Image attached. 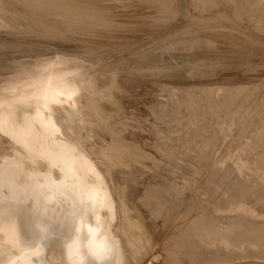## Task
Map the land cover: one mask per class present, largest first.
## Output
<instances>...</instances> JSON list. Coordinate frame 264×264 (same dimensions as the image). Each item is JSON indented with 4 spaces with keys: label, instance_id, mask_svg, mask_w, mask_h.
<instances>
[{
    "label": "rangeland",
    "instance_id": "rangeland-1",
    "mask_svg": "<svg viewBox=\"0 0 264 264\" xmlns=\"http://www.w3.org/2000/svg\"><path fill=\"white\" fill-rule=\"evenodd\" d=\"M6 1H8V0H5V1L0 0V13H1L0 14V19H1V24H0V29H1V31H0V83L4 79H9V78H12V76H15L14 74H16L17 72H20L22 67H24L25 65L35 63L38 60L53 58V56L55 57L57 54L68 57V58H76V59H79L80 61L83 60L84 63L89 68L88 73L90 76H92L93 78L103 77L105 79L104 82H102V83L100 82L101 84L99 85V88L97 89V95L96 96L99 99V101L97 102V110H99V113L102 114V116L106 119V121L105 122L101 121L99 119V117L96 114H94V116L91 118L92 122L94 123V127H91V126L85 127L84 129L86 130L85 131L86 133L83 130V134H85V136H86L87 144L90 147H92V149L94 151V157H96V159H98L100 161V168H101V170H103V172L107 176L109 184L111 186H113V188L115 189L114 190L116 193L115 196L117 198V202H119L120 210H122L123 207H127V211H129V215L131 217V222H132L131 225H134V227L136 228V232H137L136 236L139 237V233H140V236H141V234H143L142 237L146 239L145 243L150 246V247L146 248V251L142 255L139 264H145V262L152 259L153 256L162 255L161 252H164V246H165L164 243L166 241V240L163 241L162 237L164 235V239H167L168 236L166 234V231L163 230L161 226L158 228L153 226L154 228L151 227L152 230L154 232L156 231L157 233L159 232L160 235L159 234L157 235V233H156L157 236H155L154 238L157 237L156 238L157 240L153 238L154 240H156L155 241L156 245L152 244V243H154V240L151 237H153L154 235L152 234V236H150L151 233L144 230V228H146V221L144 220V217H143V212H144L143 210H144V207L146 206L144 204H147V205L151 204L148 207L150 209L156 210L155 208L157 207V204H158V201H157L158 197L156 198V196H152L151 195L152 193H150V192H146V194H149V195H146L145 191H140V193H137L132 188H135V187L139 188L140 183L146 185L147 182L149 181L148 176L152 178L151 182L156 181V180H157V182L161 181L162 177H165V178L169 179V181H171V178L166 176L165 172H167L169 174L171 173V174H173L175 176H179V177H186L189 180H191V181L193 180V182L196 183L195 189L186 190L181 185L179 186V190L181 192L187 191L189 194V196L184 201V203H182V207L187 209V206L186 205L184 206L185 202H186V204L187 203L189 204V202H191L192 204L190 203L189 206L193 205V203L195 202L194 203L195 208H197V206L199 207L200 205L201 206L203 205L204 209L206 208V210L201 209V211L203 212L202 213L200 211L201 214H199V212H196V210H194V209H190L191 206L188 207L187 211H190V210L194 211V213L196 212V214L201 215V217H202V215H204V217H202V218L199 216L198 217L199 219H197V216L195 217V220L197 219L195 221L196 224L204 225L205 223H208L209 221L211 224L213 222H214V224L216 222L218 223V226H219L218 229L220 230L219 231L220 233L215 234V232L211 230L213 234L211 236H209L210 232L209 233L206 232L208 234V237L213 238V239L211 238V240L214 241V240H217L219 237H222V240H220V238H219L220 243L223 241V243L226 244V246L228 245L229 248L231 247L230 245L234 246V247H231L228 251L226 250V252H229L232 248H234V249H232L233 251L242 250L243 252L240 254L244 255L243 254V253H245L244 250L248 251L247 248H250V250H253V249H255V250L251 251L252 253L248 251L245 254L249 253L248 255H251L254 253V255H257V256L254 257V255H251V257H247L248 255H246V258H245V255H244L243 256L244 258H243L239 254V251H237L238 254H236V251L235 252L230 251L231 254H229L230 252L226 253L225 251H222V249L220 250L221 252L219 251V254L223 255V253H225V255H228L229 257L233 256L232 258L236 259L235 261L237 264H264V258L262 257V255L264 254L263 253L264 248L261 250V252L259 251L260 253H262V254H260V256H261V258H260L259 252H258V246H257L258 240L256 239V238H258V236H256L254 234L255 232H253V230L257 229L259 225H261V226L264 225V212H262V211H264V205H263L264 204V189H263L264 188V180L259 179V177L257 176L258 171L257 170L254 171V169H252L254 175H256L255 176L256 178H253L249 182L248 185L246 184L247 187H246V185H242V184H240L241 185V187H240L238 184L233 182L235 180V177H233V175L236 176L235 174L227 172L228 170H225V171L221 170L219 167H217L218 166L216 164L217 162L215 163V161L223 160L225 158L223 160V165L226 166L228 163V160H227L228 159V157H227L228 152L240 151L241 154L247 155L249 150L250 151L252 150V152L255 153V156L257 158L264 161V157H262L264 155V150L261 151V153H263V154H259L260 152L258 153V151L254 147V146H256L255 143H263V141H264L262 139V135L260 132L261 131L260 128L264 129V127H263L264 126V122H263L264 121V107H263L264 106V104H263L264 103V93H263L264 92V68H263L264 67V32H263L264 28H262V27H264V25H263L264 24V16H263L264 15V13H263L264 12V6H263L264 1L263 0H258V1L257 0H237V1L235 0L237 2L236 3L233 0H226V1L220 0L221 2L216 0V2H217L216 3L215 0L214 1L210 0L211 2L209 3V0H201V1L200 0H104V1L103 0H67V1L66 0H55V1L52 0V2H54V4L59 2V4L57 3V5H60V6L62 5L61 6L62 8L59 9V11H56L55 15L52 14V12H54V11H51V14H50V12H45L46 16L48 15V18L52 21H49L46 16L44 17V13L42 15H40L41 13L40 14L33 13L34 15H37L39 17H36L33 14H31L30 12L33 10V8H28V7L32 6L31 0H30V5H29V3L27 4V2H29L27 0H21V3H19L18 0L17 1L16 0H9L8 1L9 3H7L8 5L5 3ZM61 1L63 2V4L69 3V2L70 3H78L80 1H82V4L84 3L82 7L92 9L94 13H90V12L84 13V11L81 12V11L75 10V11H72L75 13V15L73 13L72 17L81 19L80 21L78 19V21H79L78 25L82 22L80 26H82V25L86 26L87 23H89V24L91 23V26H92V24L94 23L93 24L94 27H96V29L99 27L100 29L105 30V34L104 33L100 34L99 30H94L91 32L92 34L94 32V34H96V35H94V34L92 35L90 32L83 31L85 33L91 34L92 36L91 35L88 36V38H91V39H87L84 42L79 41V40L76 41V40H73L71 38H68L69 40L66 39L65 36H67L70 33V32L68 33V31H71V32H79V31L78 30L74 31L71 29L67 31L64 28L65 26L58 24V23H60L59 22L60 19L62 20L63 18L65 19V17H71L72 12H69V11L74 10V9L69 10L66 8L64 9L63 4H61L62 3ZM231 1H232V3H231ZM24 2H26V3H24ZM200 2L201 3L203 2V3L201 4ZM17 3H19V4H17ZM9 4H11L12 6ZM21 4H23V5H21ZM26 4L29 6H26ZM215 4H216V6H215ZM165 5L167 8L169 7L170 9L165 8ZM202 6H203V8L201 9ZM240 6H242V7H240ZM237 7H239V8H237ZM156 8H158V10ZM62 10H63V12L61 13ZM249 10H250V12H249ZM155 12H156V14H155ZM159 12H161L160 15H159ZM56 13H59L61 16H64V17H61ZM63 13L66 15H64ZM79 13H81V14H79ZM237 13H239V14H237ZM22 14H24V15H22ZM26 14L27 15L30 14L29 16H27L30 19L25 17ZM31 15L33 16V18ZM52 15L54 17H56V19H54L52 17ZM92 15H94V16H92ZM50 16H51V18H50ZM81 16H83V18H85L84 19L85 22H83V20H82L83 18ZM155 16H157V17H155ZM35 17L37 19H34ZM40 17L42 18V21L43 20L45 21V23H47V22L48 23L49 22L55 23L56 24V25L54 24L55 27L59 26V27H57V28H59V32H58L57 28H56L57 30L54 28L56 30V32H58L56 34V37L54 35L55 31H53L54 29H52V28L51 29L50 28H44L45 30H49V32H50V33L48 31L45 32V34L49 33L50 37H48V34L46 36L45 34H43L39 31V30H42V28L39 30H38V28H35V30H34L33 27L31 28V26H29L31 23L33 24V20H34V22H37V20L41 21ZM167 17H169V18H167ZM25 18H27L28 20ZM261 18H263V19H261ZM87 19H89V20H87ZM92 19L94 20V22L90 21ZM23 20H24V23L22 22ZM30 20H32V22ZM53 21H55V22H53ZM25 22H27L28 24ZM95 22H97V23H95ZM89 24H87V25H89ZM96 24L99 26H97ZM102 24H106V25L102 26ZM187 24H189V25H187ZM11 25H14V26H11ZM91 26L89 25L88 27H91ZM106 26H107V28H106L107 30L105 29ZM108 26H111V28ZM125 26H127L128 28L127 27L125 28ZM7 28H9V30ZM109 28L110 29L113 28V29L110 31ZM26 29H28V31H30V33ZM260 29H262L261 32H263V34L260 32ZM5 30H7V31H5ZM51 30L53 31V33ZM14 31H16V34ZM60 31L61 32L65 31V34H66V32L68 34H66L64 36V38L63 37L60 38L61 36H63L62 33H60ZM106 31H108V32H106ZM10 32H12V33H10ZM96 32H98V34ZM257 32H260V33H257ZM18 33H20V34L23 33V35H19V37H18ZM39 33L45 35L46 36L45 39L48 38L50 40H42V37H44V36L40 35ZM51 33L54 36H52ZM10 34H11V36H10ZM12 34L14 37L12 36ZM38 34L40 36H38ZM36 35H37V37H36ZM57 35H58V37L60 36L59 37L60 39H65L66 42H62L64 40H59ZM53 37L58 38V39L53 41L54 40V39H52ZM37 38H39L40 40H38ZM39 41H41V43ZM46 41H49V43L48 42L43 43ZM57 51H58V53H56ZM27 67L29 68V66H27ZM226 80H228V81H226ZM229 80H231V81H229ZM147 81L150 82L151 85ZM153 81L156 83H154L152 85ZM211 81H212V83H211ZM158 83H160V85L163 84L164 86L163 85L160 86ZM202 83H204V84H202ZM205 83H206V85H205ZM236 83L238 86L236 85ZM107 84H109V85H107ZM193 84L195 86H192ZM165 85L167 87H165ZM226 85H228V86H226ZM241 85L244 86L245 88H243ZM148 86H150V87H148ZM197 86L199 87L200 90L197 88ZM208 87H211L212 90H210V88H208ZM231 87H234V88H232V92L230 89ZM180 88H182V89H180ZM186 88H188V89H186ZM238 88H239V90H238L239 92L236 91V89H238ZM251 88L252 89L254 88L253 90L255 92H253V90ZM148 89H150V90H148ZM225 90L227 91V93L229 95L226 93ZM153 91L156 93V95L153 94L154 93ZM179 91H180V93H179ZM181 91H182V93H181ZM207 91H209V92H207ZM145 92H147L148 94H146ZM149 92H150L151 96H150ZM161 92H162V94H161ZM210 92H212L214 94H211ZM244 92H245V94H244ZM141 93L147 95V96H144L146 101L144 100L143 94L141 95ZM187 93H189V94H187ZM198 93H200V96ZM230 93H232V95H230ZM168 94H169V96H171L172 102L169 101L170 97L166 96ZM139 95H141V96L139 97ZM148 95L151 97L150 99H149ZM221 96H223V97H221ZM238 96L241 97V99ZM152 97H153V99H152ZM155 97H156V99L158 98L159 100H163L165 102V104H166L165 108L166 109L165 108L164 109L159 108L160 105H162L161 107L163 108L164 103H162V101H161L162 104H159L160 102L158 99H157L158 102H156V103L159 104L158 105L159 107L157 106L156 103H155L156 105L153 103V101L155 102V100H154ZM199 97H200V99H199ZM236 97H238V98H236ZM244 97L245 98L249 97V98L244 99ZM146 98H148V99H146ZM194 98H195V100H194ZM211 98H213V99H211ZM226 98H228V99H226ZM230 98H231V100H230ZM233 98H234V100H232ZM141 99H143V101H145V102H143ZM196 100L198 103L195 102ZM201 100L203 102H201ZM204 100H206V101H204ZM212 100H213V102H212ZM148 101L149 102L151 101L153 103V105L150 104L151 102L149 103ZM167 101L170 102L171 104H173V106L169 103H166ZM182 101L184 103H181ZM189 101L191 104H188ZM222 101H223V103H222ZM139 102L144 103L145 106ZM146 102H148L150 105H152L154 110L152 109V107L149 108L148 106H150V105ZM173 102L174 103L178 102V104H180V103L181 104L180 105L177 104L178 105L177 106ZM192 102L195 104V106H193ZM224 102H226V103H224ZM227 102H229L230 105ZM127 103L132 104V106L127 104ZM220 103L223 104L224 108L226 107L227 109L228 108H231V109H228V110L226 108L224 109ZM253 103L255 105H253ZM133 104H134V106H133ZM137 104H139V106H136ZM209 104L212 106L214 105V107L208 106ZM240 104H241V106H240ZM140 105L142 106V108ZM146 105H147L148 110L152 109L151 111H155V112L157 111L156 116L157 115L163 116L162 119L160 118L161 120L160 119L158 120V121H160L159 126H161V125H163V126L158 127L157 125H154V123L156 124V122H157V124H159V122L154 121V120H157L155 117V112L149 113L151 111L146 110L147 109ZM205 105L207 106V108H210V110H211V113H209V115L207 114V112H210V110L207 111V108ZM143 106L146 108L145 110H144ZM174 106H176L175 107L176 110H174ZM203 106H205L206 109H204ZM137 107L141 110L137 109V111H136ZM196 107H198V108H196ZM232 107L233 108L236 107V108L233 109ZM238 107L241 109H238ZM220 108H222L223 110ZM142 109L144 111H142ZM218 109H219V112H218ZM262 109H263V112L261 111ZM173 110L176 111V113L177 112L178 113L177 114L172 113ZM191 110H192V112L190 113ZM212 110L216 111L217 114H216V112H214ZM257 110H258V112H257ZM146 111L149 114L148 113H145V114L152 115V117L155 118L154 120H153V118H150V120L148 118V120H149L148 123H149V125H151V127L149 125H147L148 123L145 124L144 122H143V124L145 126L141 125L142 124L141 122H140L141 123L140 125H137L138 124L137 118L134 117V116H136L137 113L141 115L142 113H144ZM221 111H223L224 113ZM134 112H136V114ZM203 112H205V113H203ZM228 112H230V113H228ZM188 113H189V115H188ZM218 113H219V115H218ZM234 113L236 116L234 115ZM252 113H253V115H252ZM159 114H161V115H159ZM175 114H176V116H175ZM191 114L195 117V119ZM213 115L214 116L216 115V116L214 117ZM230 115H232V116H230ZM237 115H239V116H237ZM220 117L223 119H226V121L230 120V118L235 117V118H233L235 120V123H234L235 128L232 132H227L226 137H224L222 132L218 128H216L217 123H218L217 121H221V120H219V119H221ZM141 120H143V118ZM165 120L168 121L169 124H171L172 126L171 125L169 126L167 124L168 122H166ZM161 121H163L162 124H161ZM176 122L179 126L176 124ZM251 122L254 125H252ZM260 122H261V124H260ZM237 123H238V125H237ZM241 124H242V126H241ZM166 125H168V127L172 128V129H170L168 131L169 128ZM146 126H148V127H146ZM152 126H154V128H152ZM157 127H158V130H157ZM213 127L215 128V130ZM164 128L167 130H165ZM150 129H152V130H150ZM153 129H156V130H153ZM109 130L115 132V134L117 135L116 140H118V142H120L122 145L128 146V151L130 152L129 157L136 156L137 152L141 155L142 161L144 162L143 166L142 165L129 166L128 165L129 163L126 164L127 161L122 158L121 162L124 163L123 165H125L124 167L127 169V173L122 174L120 176V178L115 176L116 172H117L116 171L117 168L109 162L108 156L104 155V153H102L105 150L102 148L96 150L94 148V147H97V145L102 144V142H103L102 135L103 134L107 135L110 132ZM149 130H150V132H149ZM212 130H213V132H212ZM151 131L155 132V136L151 135ZM138 132L144 134V136H145L144 137L145 140L143 139L142 141L143 142L146 141L145 143H147V144L144 143L145 146L143 145V147L140 145L141 142L140 141L138 142V140H137L138 138H137L136 134ZM247 132H249V133L251 132L252 134L251 133L249 134ZM253 132H254V134H253ZM255 132H257L258 134ZM262 133L264 134V130H262ZM156 134H157V136H156ZM234 134L236 137L234 136ZM127 135H129L131 139L130 138L128 139ZM160 135H161V137H160ZM166 135H168V136H166ZM239 135L241 137L240 139H239ZM252 135H255L257 138H254L251 141L250 138ZM135 136L137 139L135 138ZM158 136L161 139V140L159 139V142H158V138H159ZM169 136L170 137L172 136L174 138H172V137L170 138ZM202 136H203V138H205V137L206 138L203 139ZM210 136H212V137H210ZM252 137H254V136H252ZM132 138L133 139L135 138V139L133 140ZM258 138L259 139L261 138L263 141L261 139L259 140ZM206 139L209 142L208 141L205 142ZM218 139H219V141H218ZM257 139L259 140V142ZM163 140L165 143L163 142ZM253 140H255L254 141L255 143L253 142ZM166 141L169 144V146L171 145L170 147L163 145V144H166ZM160 142L161 143L163 142V143L161 144ZM185 142L191 146L187 145ZM193 143L196 145V147H195V145L193 146ZM202 143H204V144H202ZM209 143H210V145H209ZM152 144L154 147L152 146ZM155 144L157 146H155ZM199 144H202L203 147L200 146ZM175 145H177V147ZM207 146H208V148H204ZM145 147H147L149 149H147ZM152 147L154 150L152 149ZM171 147L173 149H171ZM214 147L216 150L213 149V151H212V148H214ZM168 148H170V149H168ZM196 148H198V150L202 148L203 150L201 149L202 152H201V150L197 151ZM218 148H220V149H218ZM157 149H160V151H156ZM191 149H192L193 153L195 152L193 156L198 155L197 158L194 157L196 159V160H194L195 164L191 163L193 160L190 157L191 154H193L190 151ZM194 149H195V151H193ZM142 150H145L146 153H143ZM174 150L175 151L177 150V153ZM154 151H156L157 154L160 152V154L157 155L156 152L154 153ZM165 151H169V152L166 153ZM204 151H206L205 154H204ZM208 151L210 153L209 154L210 156L207 155ZM171 152L174 154H172ZM224 152H225V154H224ZM161 153L164 156H161ZM166 155L173 156V157L176 156L175 157L176 159H178L180 157V159H182V160L178 159V160H176V162L178 164L182 163L183 166L186 165L187 168L182 169L178 166H175L173 164L174 161H169V160H172L173 157H169V156L167 157ZM159 156H161V157H159ZM165 156H166V158H165ZM186 156H187V159H185ZM200 156H201V158H200ZM163 157L165 159H168V160H165ZM183 157H184V159H183ZM202 157H205V158L202 159ZM211 157L213 160H211ZM200 159L202 161L206 160V161H204L205 163L204 164L200 163ZM210 161H212V162H210ZM213 162L216 165H214ZM250 163L246 162L247 165L252 167L253 163L252 162H250ZM209 164L211 165V167H209ZM203 165H205L204 166L205 168H201V166H203ZM206 165H207V167H206ZM188 167H189V169H191V171L188 169ZM206 169H207V171H205ZM214 169H215V171H214ZM192 170L193 171L197 170V171H195V173H194ZM217 170H219V171L221 170L220 173ZM209 171L212 173H210ZM160 173H162V174H160ZM202 174H204V176ZM205 174L206 175L209 174V175L206 176ZM197 175H199L201 178ZM205 176H206V178H205ZM207 177H209V179ZM223 177H224V179H223ZM204 178H205V180H204ZM121 179L123 180V182L120 181ZM206 179H208L210 181L212 180L211 183H210V181H208ZM230 179H233V180H230ZM213 180H214V183L216 182L217 184L216 183L213 184L212 183ZM203 181H205V182L208 181L207 185H205L206 183H204ZM230 181H231V183H230ZM256 181L259 184H257ZM232 182L235 185L232 184ZM208 183H210L211 186ZM219 183H220V186H217V185H219ZM223 184L227 187H229V184H230V188H225V186ZM255 184H257V185H255ZM237 185H238V187H237ZM258 185H259V187H258ZM133 186H135V187H133ZM234 186H235V188H234ZM261 186H263V187H261ZM232 187L236 190H234ZM129 188L132 190H130ZM231 188L234 190V192L237 191L239 193V198L241 197V199H243V200L250 199L249 201H251V198H252L253 204L255 203L254 205L256 206V208L251 209V210L257 216V218H256L257 223L255 221L253 222L252 220H250V218H247V221H246V219L244 220V218H246V217L240 215L241 212H243L244 214H247V211H249V210L246 207L250 208L249 205L246 206V204H244L242 206H245V208L241 207V208H243L242 210L237 209V210L232 211V212H226L227 211L226 210L225 211L226 213H225L224 212L225 209H223L222 207H225L227 205L226 203H227L228 199L225 201V203L223 202V199H222L219 201L220 202L219 203L220 208L216 207L219 204L218 203L215 204V202H213L212 196H214V198H215V196L217 197V192H218V196H220L221 194L223 195L224 191H226L227 189L230 190ZM244 188H248L249 191L251 190L250 191L251 193L248 192V190L244 189ZM254 188H255V190H254ZM215 189L218 191L216 192ZM238 189H240V190L238 191ZM140 190H142V189L140 188ZM207 190L210 193V195L207 192ZM228 190H227V192H228ZM244 191H245V193L247 191L248 194H245ZM261 191H263V192H261ZM215 192H216V194H215ZM220 192H222V193H220ZM129 193H130V195H129ZM243 193L245 195H247L248 198ZM240 194H242V195H240ZM259 194H261V195H259ZM131 195H133V199L130 200ZM145 195L148 197L151 196L152 200L154 199V201H153L154 204L151 202L152 201L151 197H150V200L147 197L146 200L141 201L139 196L142 197V199L143 198L145 199L146 198ZM134 197H136V198H134ZM197 200H199V201H197ZM147 201L150 203H148ZM156 201H157V203H156ZM209 201H211V202H209ZM254 201H257V203L259 202V204H262V206L259 204H256V202H254ZM138 202L143 203V205L142 204L138 205L139 204ZM202 203H204L205 205ZM196 204H198V205H196ZM152 205H154V207ZM208 207L210 209L209 212L213 211L212 213L215 215L219 213L216 216L214 215V217H217V220H216V218L213 217L212 213L208 212V210H207ZM67 210H68L67 207H65L62 214L67 215ZM257 210H258V212H257ZM197 211H199V210H197ZM259 211H261V212H259ZM24 212H26L25 207H23V210H22V213H24ZM206 213H208V215ZM237 213H239V215ZM220 214H221V216H220ZM225 215L228 217H226ZM205 216H206V218H205ZM232 216H234V217L232 218ZM240 216H242V217H240ZM122 218H123L122 224L126 223L124 217H122ZM203 218H205V219L203 220ZM210 218H213V221ZM218 218L219 219L221 218L222 223L220 221H218L219 220ZM227 218H228V221H226ZM163 219H165L164 216L162 217V222H163ZM231 219H233V220H231ZM248 219L251 222H253L254 224L250 223V221ZM224 220L227 223L226 222L224 223ZM159 221H161V220H157L155 223H159ZM202 221L204 222V224L202 223ZM228 222H231V226H230V223L228 224ZM244 222H246L247 224ZM248 222H249V224H248ZM210 223H208V224H210ZM232 223L236 224V226L233 225ZM238 223H239V228H236V227H238ZM260 223H262L263 225ZM250 224H252V225H250ZM232 225H233V228H232ZM220 226L224 227L223 228L224 230H222V228ZM171 227H169L168 229H170ZM214 228L216 229L217 227L214 226ZM230 228H232L234 230V234L236 236L233 235L232 233H230L231 232V231H229ZM142 230H144V231H142ZM225 230H228L229 232L228 231L226 232ZM235 230H236V232H235ZM239 231H240V233H238ZM221 232L224 234H222ZM66 233H67V230L65 232L63 227L56 231V234L52 238H50V240L48 241L49 244L47 243L48 245H46V249L42 253V256H41L42 260L43 259L46 260L49 264H61L59 262H52L50 260L49 249H50V245H51V247L58 245V243H60V241L62 239L63 234H66ZM161 233H163V234H161ZM206 233H205V236H207ZM244 233H245V235H244ZM249 233H250V235H249ZM230 234H232L233 236ZM165 235L167 236V238ZM248 235L250 238L248 237ZM253 235L256 236V238ZM196 237H194V238H196ZM223 237H225V238H223ZM228 237L230 238V240ZM231 237H233V238H231ZM239 237H242V238H239ZM198 238H196V240H198ZM227 238L229 241H231L232 239H234L235 241L232 240V243L230 244V242L228 240H224ZM158 239H159V241H158ZM236 239L238 240V242H239L238 244H240V247H239V245H237ZM209 240L210 239H208V241ZM211 240L209 241L210 245L212 244L211 242H213ZM240 240H241V242L243 241L244 244H243V242L241 243ZM245 241H246V243H245ZM215 242L216 241H214L213 245L215 244V247H216L219 244L218 243L219 241L216 243ZM228 242H229V244H228ZM207 243H205L204 246L207 245ZM241 244H243V245H241ZM245 244H247V248H245L246 247ZM249 244H251L252 247L254 246L253 249H252V247L249 246ZM235 245H236L237 249L235 248ZM255 245H256V247H255ZM160 246H161V248H160ZM212 246H210V247H212ZM241 246H243V247L241 248ZM217 248L218 247H216V249ZM168 249H169V247H168ZM213 249H215V248L213 247ZM255 251H256V253H255ZM215 252H217V251H215ZM233 253H234V255H232ZM239 255H240V257H239ZM237 257L239 259H237Z\"/></svg>",
    "mask_w": 264,
    "mask_h": 264
},
{
    "label": "bare ground",
    "instance_id": "bare-ground-1",
    "mask_svg": "<svg viewBox=\"0 0 264 264\" xmlns=\"http://www.w3.org/2000/svg\"><path fill=\"white\" fill-rule=\"evenodd\" d=\"M8 1H6L5 3L6 4L9 3ZM27 1H29V2H27V4L29 3V5H30V0H27ZM31 1H32L31 2L32 6L28 7V8H33V10L30 13L31 14H33V13L40 14L41 13L40 15H42L44 13V17L46 16L45 12H50V14H51V11H54V12H52V14L55 15V12L59 11V9L62 8L61 7L62 5L61 6L57 5V3L59 4V2L54 4V2H52V0H31ZM211 1H214V0H211ZM211 1L209 0V3ZM218 1L221 2L220 0H218ZM233 1H235V0H233ZM18 2L21 3V0H18ZM215 2H216V0H215ZM19 3H17V4H19ZM24 3H26V2H24ZM69 3H65V4H63V2L61 3V4H63V8L64 9L65 8L69 9V10L70 9H74V10H70V11L68 10L69 12L77 10V11H81V12L84 11V13L85 12L94 13L92 9L82 7L83 4H84V3L82 4V1H80L78 3H70V4ZM231 3H232V1H231ZM27 4H26V6H29ZM9 5H11V4H9ZM21 5H23V4H21ZM203 6L201 7V9L203 8ZM215 6H216V4H215ZM240 7H242V6H240ZM165 8H167L166 5H165ZM237 8H239V7H237ZM156 9L158 10V8H156ZM62 12H63V10L61 11V13ZM249 12H250V10H249ZM73 13L74 12H72L71 17H65V19L63 18L62 20L60 19V21H59L60 23H58V22L57 23L59 25L61 24V25L65 26L64 28L67 31L71 29V30H74V31L78 30L79 32L68 31V33L69 32L70 33L68 34L66 32V34H68V35L65 36L66 35L65 31H63V32L60 31V33H62V35H63L61 37L59 36L60 38H62V37L64 38V36H65L66 39L71 38V39L76 40V41L79 40V41H83L84 42L87 39H91V38H88V36L91 35L92 34L91 32L94 31V30H99L100 34L101 33L105 34V30H102L99 27L96 29V27H94V25H93L94 23L92 24L93 27L91 26V23L90 24L87 23L91 27H88L89 25H87V24H86V26H83V25L80 26L82 22L78 25V23H79V21L81 19L72 17ZM56 14L61 16L59 13H56ZM79 14H81V13H79ZM155 14H156V12H155ZM160 14H161V12H159V15ZM237 14H239V13H237ZM22 15H24V14H22ZM29 15L26 14L25 17H27ZM64 15H66V14H64ZM74 15H75V13H74ZM34 16L39 17L37 15H34ZM83 16H81V17L83 18ZM92 16H94V15H92ZM36 17L34 19H37ZM46 17L48 18V15ZM52 17L54 19H56V17H54L53 15H52ZM61 17H64V16H61ZM155 17H157V16H155ZM27 18L30 19L29 17H27ZM27 18H25V19H27ZM32 18H33V16H32ZM50 18H51V16H50ZM167 18H169V17H167ZM78 19H79V21H78ZM84 19L85 18L82 19L83 22H85ZM93 19L90 20V21L94 22ZM261 19H263V18H261ZM48 20L52 21L49 18H48ZM87 20H89V19H87ZM30 21L32 22V20H30ZM43 21H42V18H41V21L37 20V22H34V20H33V24L31 23L29 26H31V28L33 27L34 30H35V28H38V30L42 28V30H39V31L41 33H43V34H45V32H47V31L49 32V30H45L44 28H50V29L51 28L52 29L55 28L56 29L57 27H59V26L55 27L54 26L55 23H50V22L49 23L48 22L45 23V21L44 22ZM22 22L24 23V20ZM53 22H55V21H53ZM25 23H27V22H25ZM95 23H97V22H95ZM0 24H1V19H0ZM103 25H106V24H102V26ZM187 25H189V24H187ZM11 26H14V25H11ZM97 26H99V25H97ZM108 27L111 28V26H108ZM126 27L127 26H125V28ZM106 28H107V26L105 27V29ZM262 28H264V27H262ZM7 29L9 30V28H7ZM55 29L53 31H55L54 35L56 37V34L59 32V28H57L58 32H56L57 29L56 30ZM112 29H110V31ZM26 30L28 31V29H26ZM261 30L262 29H260V32H261ZM0 31H1V29H0ZM5 31H7V30H5ZM53 31H52V33H53ZM83 31L90 32L91 34L85 33ZM14 32L16 34V31H14ZM28 32L30 33V31H28ZM98 32H96V33L98 34ZM106 32H108V31H106ZM260 32H257V33H260ZM263 32H261V33L263 34ZM10 33H12V32H10ZM49 33H46L45 35L47 36V34H48V37H50ZM39 34H38V36L43 35V34H40V35ZM93 34H94V32H93ZM19 35H23V33L22 34L18 33V37H19ZM45 35H43L44 37H42V40H50L48 38L45 39V37H46ZM54 35L52 34V36H54ZM94 35H96V34H94ZM10 36H11V34H10ZM12 36H13V34H12ZM36 37H37V35H36ZM57 37H58V35H57ZM58 38H54L53 37L52 39H54L53 41H55ZM60 38H59V40H64L62 42H66L65 39H60ZM37 39L40 40L39 38H37ZM39 42L41 43V41H39ZM47 42L49 43V41H46V42H43V43H47ZM56 53H58V51ZM27 66H29V68ZM88 70H89V68L84 63L83 60L80 61L79 59H76V58H68V57H65V56L57 54L55 57L53 56V58L44 59V60H38L35 63L29 64V65H25L24 67H22L20 72H17L16 74H14L15 76H12V78H9V79H4L0 83V125H2V127H0V264H8V259H9L10 256L19 255V253L15 249L9 247L5 243V241H7L8 238H9V235H8L9 229H11L12 232L17 236L18 243H19L21 248H24V249H37L38 248L40 250V253H41L42 246L40 244H36V243L32 244V243L26 242L23 239V237H22V233L24 231L29 233L34 227L37 230L44 232L46 230V224L41 219H39V217H38L39 216L38 214H39L40 210H42L49 217V219L56 220L59 217V215L61 214V212L64 210L65 207H67L68 211L70 212L69 213V217L67 218V221H66V223L68 224V232L66 234H63L62 239H61L60 243H58V245H55V246H52V247L50 245L49 257H50V260L52 262H59L61 264H71L70 260L68 259L67 245L69 243H72L75 240H78L79 243H80L81 253H82L83 257H84V264H101V262L97 261L92 255H90V253L88 251V244H89L90 240H95L98 244L105 245L106 247H108L111 250V254H110L109 258L106 259L105 261H103V264H139L142 255L146 251V248L150 247L149 245H147L145 243L146 239L142 237L143 234H141V236H140V233H139V237L136 236L137 235L136 234L137 233L136 232V228L134 227V225H131L132 224L131 217L129 215V211H127V207H123L122 210H120L119 202H117V198L115 196V194H116L115 191H114L115 189L113 188V186H111L109 184L107 176L105 175L103 170H101V168H100V161L98 159H96V157H94V151H93L92 147H90L87 144L86 136H85V134H83V130H84V132L86 131L84 129L85 127H87V126L94 127V123L91 120V118L94 116V114H96L101 121H103V122L106 121V119L102 116V114L99 113V110H97V102L99 101V99L96 96L97 95V89L99 88V85L102 82H104L105 79L103 77L93 78L92 76L89 75ZM226 81H228V80H226ZM229 81H231V80H229ZM148 83H150V82H148ZM154 83H156V82L153 81L152 85ZM211 83H212V81H211ZM158 84L160 85V83H158ZM202 84H204V83H202ZM107 85H109V84H107ZM150 85H151V83H150ZM161 85H163V84H161ZM205 85H206V83H205ZM236 85H237V83H236ZM192 86H195V85L193 84ZM226 86H228V85H226ZM148 87H150V86H148ZM165 87H167V86L165 85ZM211 87H208V88H210V90H212ZM242 87L245 88L244 86H242ZM197 88L199 89L198 86H197ZM232 88H234V87L230 88L231 92H232ZM180 89H182V88H180ZM186 89H188V88H186ZM148 90H150V89H148ZM238 90H239V88L236 89V91H238ZM150 92H149V94H150ZM207 92H209V91H207ZM253 92H255V91L253 90ZM41 93H47L49 95V103H48V105H44L42 100L37 99V97H39L41 95ZM145 93L148 94L147 92H145ZM179 93H180V91H179ZM181 93H182V91H181ZM210 93L214 94L212 92H210ZM226 93H227V91H226ZM53 94H55V95H53ZM142 94L143 93H141V95ZM146 94H143V97L147 96ZM153 94L156 95L155 92ZM161 94H162V92H161ZM169 94L166 95V96H169ZM187 94H189V93H187ZM198 94L200 96V93H198ZM244 94H245V92H244ZM141 95H139V97ZM230 95H232V93H230ZM150 96H151V94H150ZM150 96L148 95L149 99L151 98ZM169 97H170L169 101L172 102L171 96H169ZM221 97H223V96H221ZM238 97H236V98H238ZM245 97H244V99H247L250 96L247 97V98H245ZM231 98H230V100H231ZM239 98L241 99V97H239ZM146 99H148V98H146ZM152 99H153V97H152ZM157 99L155 97V99H154L155 102L153 101L154 104L156 102H158L159 99L158 100ZM199 99H200V97H199ZM211 99H213V98H211ZM226 99H228V98H226ZM52 100H58L59 103H52L51 102ZM141 100L143 101V99H141ZM144 100H145V97H144ZM194 100H195V98H194ZM232 100H234V98ZM145 101H143V102H145ZM161 101H162V103H164L163 104L164 105L163 108L161 107L162 105H160V107L158 106L159 104H162ZM183 101L181 103H184ZM204 101H206V100H204ZM148 102H146V103H148ZM159 102H160L159 104L156 103L157 106L159 108H161V109H164L166 107L165 106L166 105L165 102L163 100H159ZM170 102L167 101L166 103L171 104ZM195 102H197V100ZM201 102H203V101L201 100ZM212 102H213V100H212ZM129 103H127V104H129ZM139 103H141V102H139ZM153 103L151 102L150 104L153 105ZM194 103H193V106H195ZM222 103H223V101H222ZM224 103H226V102H224ZM227 103H229V102H227ZM141 104L144 105V103H141ZM174 104L177 105L178 102L174 103ZM180 104H178V105H180ZM188 104H191L190 101H189ZM129 105L132 106V104H129ZM147 105H146V108H147ZM152 105H150L148 107L149 108L152 107V109H153ZM171 105L173 106V104H171ZM221 105L223 106V104H221ZM229 105H230V103H229ZM253 105H255V104L253 103ZM133 106H134V104H133ZM136 106H139V104H137ZM205 106H203L204 109L207 108V106H206V108H205ZM208 106L211 107L212 105L209 104ZM240 106H241V104H240ZM175 107L176 106H174V110H176ZM212 107H214V105ZM141 108H142V106H141ZM146 108L144 107V110ZM196 108H198V107H196ZM223 108H224V106H223ZM235 108L236 107H234L233 109H235ZM137 109H139V108L137 107L136 111H137ZM152 109H149V110L151 111ZM220 109H222V108H220ZM228 109H231V108H228ZM238 109H241V108L238 107ZM139 110H141V109H139ZM144 110L142 109V111H144ZM146 110L149 111L148 108ZM174 110H173V112L172 111L171 112L172 113H176V111H174ZM192 110L190 111V113L192 112ZM208 110H210V108H207V111ZM147 111L144 112V113L141 112L142 113L141 115L138 114V113L136 114V112H134L136 114V116H134V117L137 118V122H138L137 125H140L141 123H142L141 125H144L143 122L145 124H147L149 122L150 118H153V120L155 119L154 117H152V115L145 114V113H148ZM212 111H214V110H212ZM261 111L263 112V109ZM45 112H50V115L48 116V119L55 121L56 127L60 130V134L59 135H56V136L49 135L47 128L45 126H42L41 121L44 119ZM153 112H155V111H151L149 113H153ZM156 112H155V117H156L157 120H154V121H158L160 118L161 119L163 118V116L161 114H159V115H161L162 117L158 116V115L156 116ZM214 112H216V111H214ZM218 112H219V109H218ZM221 112H223V111H221ZM257 112H258V110H257ZM203 113H205V112H203ZM209 113H211V110H210V112H207L208 115H209ZM228 113H230V112H228ZM176 114H175V116H176ZM216 114H217V112H216ZM188 115H189V113H188ZM218 115H219V113H218ZM234 115H235V113H234ZM252 115H253V113H252ZM230 116H232V115H230ZM237 116H239V115H237ZM142 118H143V120H141ZM148 118H149V120H148ZM233 118H235V117H233ZM233 118H230V120H227V121H226V119L221 118V119H219L221 121H217L218 123H217V127L216 128H218L222 132L224 137H226L227 132H232L234 130V128H235V124H234L235 120ZM194 119H195V117H194ZM158 122H159V124H157V122H156V124L154 123V125H157L158 127L163 126V125L159 126L160 125V121H158ZM166 122H168V121H166ZM162 123H163V121H161V124ZM167 124L169 126L171 125V124H169V122ZM176 124H177V122H176ZM251 124H252V122H251ZM260 124H261V122H260ZM147 125H149V123ZM168 125H166V126L168 127ZM237 125H238V123H237ZM252 125H254V124H252ZM149 126L151 127V125H149ZM241 126H242V124H241ZM146 127H148V126H146ZM158 127H157V130H158ZM152 128H154V126H152ZM170 129H172V128H169L168 131ZM150 130H152V129H150ZM150 130H149V132H150ZM153 130H156V129H153ZM165 130H167V129H165ZM214 130H215V128H214ZM260 130H261L260 132H261V135H262V139L264 140V138H263L264 134L262 133V130H264V129L260 128ZM212 132H213V130H212ZM247 133H249V132H247ZM255 133H257V132H255ZM253 134H254V132H253ZM136 135H137L138 139L136 138V136H135V138L138 140V142L139 141L141 142V144L140 143L139 144L142 147H143V145L145 146V144H147V143H145L146 141H144V142L142 141L144 139V137H145L144 134L138 132ZM151 135L155 136V132L151 131ZM255 135H252L254 137L251 136V138H250L251 141H252V139L257 138ZM156 136H157V134H156ZM166 136H168V135H166ZM212 136H210V137H212ZM234 136H235V134H234ZM116 137H117V135L115 134L114 131H110L107 135L103 134L102 135V138H103L102 144L97 145V147H94V148L96 150L97 149H101V148L105 150L102 153H104V155H107L108 159H109V162L117 168V170H116L117 172L115 171L116 172L115 176L120 178V176L122 174H126L127 173V169L124 167L125 165H123L124 163L121 162L122 158L127 161L126 164L129 163L128 164L129 166H136V165H142L143 166L144 162L142 161L141 155L138 152H137L136 156L129 157L130 152L128 151V146L122 145L120 142H118V140H116ZM160 137H161V135H160ZM160 137L158 138V142H159ZM127 138L129 139L130 136L127 135ZM172 138H174V137H172ZM202 138H203V136H202ZM205 138H203V139H205ZM240 138L241 137L239 135V139ZM219 139H218V141H219ZM259 140H258V142H259ZM207 141L208 140L206 139L205 142H207ZM254 141L255 140H253V142ZM163 142H164V140H163ZM194 143H193V146L195 145ZM167 144L168 143L166 141V144H163V145L169 146V144L168 145ZM186 144L189 145L188 143H186ZM202 144H204V143H202ZM202 144H199V145L203 147ZM209 145H210V143H209ZM255 145L256 146H254V147L258 151V153L260 152L259 154H263V153H261V151L264 150L263 149L264 148V141H263V143H255ZM152 146H153V144H152ZM155 146H157V145L155 144ZM175 146L177 147V145H175ZM189 146H191V145H189ZM208 146L204 147V148H208ZM153 147H152V149H153ZM195 147H196V145H195ZM215 147L212 148V151H213V149H215ZM145 148H147V147H145ZM147 149H149V148H147ZM168 149H170V148H168ZM171 149H173V148L171 147ZM196 149H197V151H200L202 148L199 149V150H198V148H196ZM218 149H220V148H218ZM202 150H201V152H202ZM156 151H160V149H157ZM156 151H154V153ZM190 151L192 152V149ZM193 151H195V149ZM209 151H208V154H207L208 156H210L209 155L210 154ZM142 152L146 153L145 150H142ZM165 152L167 153L169 151H165ZM175 152L177 153V150ZM205 152L206 151H204V154H205ZM194 153L191 154V156H190L193 159V160L191 159L192 160V162H191L192 164L195 162L194 160H196L195 158H197V156H198V155L197 156H193ZM156 154H157V152H156ZM159 154H160V152L157 155H159ZM172 154H174V153H172ZM224 154H225V152H224ZM240 154H241L240 151L228 152L227 153L228 163L226 165L227 167L225 165H223V160L225 158L223 160H217V161H215V163L217 162L216 163L218 165L217 167H219L221 170H224V171L228 170L227 172L235 174L236 176L233 175V177H235V180L233 182L238 184L240 187H241L240 184H242V185H246L247 184L248 185L249 182L253 178H256L255 177L256 175H254L252 169H254V171H256V170L258 171L257 176L259 177V179L264 180V161H262L261 159L257 158L255 156V153L252 152V150L251 151L249 150L247 155H245V154H241L240 155ZM161 156H164V155H162V153H161ZM161 156H159V157H161ZM166 156L168 157L169 155H166ZM166 156H165V158H166ZM169 157H173V156H169ZM175 157H173L172 160H169V161H174L173 164L175 166H178V167L182 168V169L187 168L186 165L183 166L182 163L178 164L176 162V160L180 159V157L178 159H176ZM262 157H264V155ZM200 158H201V156H200ZM203 158H205V157H202V159ZM183 159H184V157H183ZM185 159H187V156H186ZM165 160H168V159H165ZM180 160H182V159H180ZM211 160H213L212 157H211ZM204 161H206V160H204ZM204 161H202L200 159V163L204 164L205 163ZM210 162H212V161H210ZM246 162H248V163L252 162L253 163L252 167L247 165ZM215 163L213 162L214 165H216ZM204 166L205 165L201 166V168H205ZM206 167H207V165H206ZM209 167H211L210 164H209ZM188 169H189V167H188ZM189 170L191 171V169H189ZM195 171H197V170H194L193 172L195 173ZM205 171H207V169ZM214 171H215V169H214ZM217 171L220 173L219 170H217ZM210 173H212V172H210ZM160 174H162V173H160ZM165 174H166V176L171 178V181H169V179H167L165 177H162L161 181L157 182V180H156V181H152L151 182L152 178L148 176L149 181L147 182L146 185L140 183V187L139 188L135 187V186H133L135 188H132L137 193H140V191H145V194H146V192H150V193H152L151 194L152 196H156V198L158 197V200L155 198L158 201L157 207L155 206L156 210L150 209L148 207L151 204H149V205L144 204V205L147 206V207L145 206L144 210H143L144 211L143 212V217H144V220L146 221V228H144V230H146L147 232L151 233L150 236H152V234H153L154 236L151 237L153 239L155 236H157L159 234V232L158 233L156 231L154 232L151 227L155 226L156 228H158V227L161 226L162 229L166 231V234L168 236V238H167V236L165 235L167 239H164V235L162 237L163 241L166 240L165 243H164L165 244L164 252H161L162 255L153 256V258L150 259L149 261H147V262L144 261L145 264H237L236 261H235L236 259L232 258L233 256L229 257L228 255H225V253H223V252H222L223 255L219 254V251L221 249H222V251L226 252V250L228 251L231 247H234V246L230 245L231 247L229 248L228 245L226 246V244L223 243V241L220 243V240H222V237H219L220 240H219V238L217 239L219 242L217 240H214V241L219 243L218 245L216 244L217 245L216 247H218L216 249L215 244L213 245L214 241L211 240L212 237L211 238L208 237L207 233H209V232H210L209 236H211L213 234L212 231H214L215 234L216 233H220L219 232L220 230L218 229L219 226H218L217 222H216L217 224L216 223L214 224V222L211 224L210 221H209L208 223H210V224H208V223L204 224V222L202 221V223L204 225L196 224L195 221L197 219H199L198 218L199 216L201 217V215L196 214V212H199V214H201L200 213L201 209L206 210V208L204 209V206L203 205L201 206L200 204H199L200 205L199 207L197 206V208H195V205H194L195 202L193 203V205H190L191 207L189 206V204L191 202H189V204L187 203L188 205L186 204V202L184 204V206L185 205L187 206V209H188V207H190V209L196 210L195 213H194V211H191V210L187 211L186 208L182 207V203H184V201L187 199L189 194H188L187 191L181 192L179 190V186L181 185L186 190L195 189L196 188V183H194L193 180L191 181V180H189L186 177L175 176V175H173L171 173L169 174L167 172H165ZM202 175L204 176V174H202ZM208 175L209 174H207L206 176H208ZM197 176H199V175H197ZM206 176H205V178H206ZM209 177H207V178L209 179ZM205 178H204V180H205ZM208 179H206V180H208ZM223 179H224V177H223ZM230 180H233V179H230ZM120 181L123 182L122 179ZM208 181H210V180H208ZM211 181H210V183H211ZM203 182L206 183L205 185H207V182H205V181H203ZM233 182H232V184H234ZM210 183H208V184H210ZM212 183L215 184L216 182L214 183V180H213ZM230 183H231V181H230ZM256 183H257V181H256ZM257 184H259V183H257ZM257 184H255V185H257ZM238 185H237V187H238ZM247 185H246V187H247ZM210 186H211V184H210ZM217 186H220V183ZM258 187H259V185H258ZM261 187H263V186H261ZM140 188L142 190H140ZM225 188H230V184H229V187L225 186ZM232 188L230 190L227 189L228 192L226 190V191L223 192V195L221 194L220 196H218V192H217L218 190L215 189L216 192H217V197L215 196V198H214V196L211 195L213 197V202H215V204L216 203L219 204L220 203L219 201L223 199V202L225 203V201L228 199L227 203H226L227 205L225 207L221 206L223 209H225L224 212L226 210H227L226 212H232V211H235L237 209L242 210L243 208H245V206H242V205H244V204H246V206L249 205L250 208L246 207L249 210V211H247V214H244L243 212H241L240 215L245 216L246 218H244V220L246 219V221H247V218H250V220H252L253 222L254 221L256 222L257 216L251 210V209H255L256 208V206L254 205L255 203L253 204L252 198H251L252 202L249 201L250 199L243 200V199H241V197L239 198V193L237 191L234 192V190H236V189H234L235 186L233 188L234 190ZM132 189H130V190H132ZM240 189H238V191ZM244 189L248 190V188H244ZM254 190H255V188H254ZM250 191L248 190V192H250ZM207 192H208V190H207ZM216 192H215V194H216ZM248 192L246 191V193H245V191H244L245 194H248ZM261 192H263V191H261ZM220 193H222V192H220ZM129 195H130V193H129ZM146 195H149V194H146ZM146 195H145V197H146L145 199L144 198L142 199V197L139 196L141 201L147 199L148 196H146ZM209 195H210V193H209ZM240 195H242V194H240ZM259 195H261V194H259ZM245 196H247V195H245ZM130 197H129L130 200L133 199V195H131ZM150 197L151 196L148 197L149 200H150ZM134 198H136V197H134ZM247 198H248V196H247ZM151 200H152V197H151ZM153 201H154V199L151 201L154 204ZM157 201H156V203H157ZM197 201H199V200H197ZM209 202H211V201H209ZM254 202H256V204H259V202L257 203V201H254ZM148 203H150V202H148ZM140 204L143 205V203H141V202L138 205H140ZM202 204H204V203H202ZM196 205H198V204H196ZM259 205L262 206V204H259ZM16 206L25 207V210H26V212L28 214V219L27 220L21 222L18 219L17 212H16V209H15V208H17ZM152 206L154 207V205H152ZM216 207L220 208V204L218 206H216ZM241 207H243V208H241ZM197 210H199V211H197ZM207 210H208V212L210 211L209 207H208ZM212 212H209V213H212ZM257 212H258V210H257ZM259 212H261V211H259ZM262 212H264V211H262ZM239 213H237V214L239 215ZM206 214L208 215V213H206ZM218 214H216V215H218ZM212 215L214 217L215 214L212 213ZM163 216L165 217V219H163V222H162V217ZM196 216H197V219L195 220ZM220 216H221V214H220ZM242 216H240V217H242ZM122 217H124V219L126 221V223H124V224H122V219H123ZM202 217H204V215H202ZM226 217H228V216H226ZM233 217L234 216H232V218ZM205 218H206V216H205ZM205 218H203V220ZM214 218H216V220H217V217H214ZM210 219H212V221H213V218H210ZM157 220H161V221H159V223H155ZM231 220H233V219H231ZM218 221H220L222 223L221 218ZM226 221H228V218H227ZM226 221L224 220V223ZM253 222L250 221V223H253ZM229 223H230V226H231V222H228V224ZM244 223H246V222H244ZM236 224H233V225L236 226ZM248 224H249V222H248ZM260 224H262V223H260ZM233 225H232V228H233ZM250 225H252V224H250ZM214 226H216L217 228L215 229ZM89 227H91L94 230L93 233H89V231H88ZM169 227H171V228L168 229ZM221 228H222V230H224L223 229L224 227H221ZM232 228H230L229 231H231L230 233L235 235L234 234V230ZM236 228H239V223H238V227H236ZM97 229H98V231H96ZM144 230H142V231H144ZM236 230H235V232H236ZM225 231L227 232L228 230H225ZM253 232H255L254 234L256 236H258V238H256V236L253 235L258 240V242H257V244H258L257 245L258 246V252L259 251L261 252V250L264 248V225L263 226L259 225L257 229L253 230ZM156 233H157V235H156ZM163 233H161V234H163ZM205 233L207 234V236H205ZM238 233H240V231ZM222 234H224V233H222ZM232 234H230V235H232ZM244 235H245V233H244ZM249 235H250V233H249ZM249 235H248V237H249ZM194 237H196V238L199 237L200 239L198 238V240H196V238H194ZM225 237H223V238H225ZM156 238H154V239H156ZM228 238L224 239V240H228ZM231 238H233V237H231ZM239 238H242V237H239ZM208 239L213 241V242H211L212 243L211 245L209 244L210 240L208 241ZM156 240H154V243H152V244L156 245V242H155ZM229 240H230V238H229ZM232 240H234V239H232ZM232 240L229 241L230 244L232 243ZM158 241H159V239H158ZM236 241H237V245H239V247H240V244H238L239 242H238L237 239H236ZM229 242H228V244H229ZM240 242H241V240H240ZM205 243H207V245L204 246ZM245 243H246V241H245ZM243 244H244V242H243ZM243 244H241V245H243ZM245 245H246V247L245 246L244 247L247 248V244H245ZM210 246H212V247H210ZM249 246L252 247L251 244H249ZM168 247H169V249H168ZM213 247L216 250L213 249ZM242 247L243 246H241V248ZM253 247H252V249H253ZM255 247H256V245H255ZM160 248H161V246H160ZM235 248H236V245H235ZM232 249H234V248H232ZM232 249L230 250L231 252H235L236 251V250L233 251ZM247 249H248L249 252L255 250V249L250 250V248H247ZM215 251H217V252H215ZM237 251H239V250H237ZM237 251H236V254H238ZM240 251H239V254L243 252L242 250H240ZM244 251H245V253L248 252L247 250H244ZM229 252H226V253H229ZM231 252L229 254H231ZM260 252H259V256H260V254H262ZM245 253H243V254L245 255V258H246V255H248L249 253L248 254H245ZM255 253H256V251H255ZM232 255H234V253ZM240 255L242 257L244 256L242 254H240ZM240 255H239V257H240ZM251 255H254V253L251 254ZM251 255H248L247 257H251ZM255 256H257V255H254V257ZM262 257L264 258V254L262 255ZM260 258H261V256H260ZM237 259H239V258L237 257ZM33 264H45V262L40 258V255H39V256L33 258Z\"/></svg>",
    "mask_w": 264,
    "mask_h": 264
},
{
    "label": "snow or ice",
    "instance_id": "snow-or-ice-1",
    "mask_svg": "<svg viewBox=\"0 0 264 264\" xmlns=\"http://www.w3.org/2000/svg\"><path fill=\"white\" fill-rule=\"evenodd\" d=\"M55 95V94H53ZM37 99L43 101L44 105L49 103V95L47 93H41ZM52 103H59L58 100H52ZM50 112H45L44 119L41 121L42 126H45L48 130L49 135L56 136L60 134V130L56 127L54 120L48 119ZM2 127V125H0ZM89 233H93V229L89 227ZM98 231V229L96 230ZM9 238L5 243L15 249L19 255L10 256L8 259V264H33V258L39 256L40 250L37 249H24L21 248L18 243L17 236L9 229ZM88 251L97 261L103 264V261L109 258L111 250L105 245L98 244L95 240H90L88 244ZM68 259L71 264H84V257L81 253V246L78 240L73 241L67 245Z\"/></svg>",
    "mask_w": 264,
    "mask_h": 264
},
{
    "label": "water",
    "instance_id": "water-1",
    "mask_svg": "<svg viewBox=\"0 0 264 264\" xmlns=\"http://www.w3.org/2000/svg\"><path fill=\"white\" fill-rule=\"evenodd\" d=\"M16 212H17V217L18 219L23 222L28 219V214L27 212L22 213L23 207L21 206H16ZM64 211V210H63ZM59 215V217L56 220L49 219V217L42 211L40 210L39 212V219H41L45 224H46V230L44 232L37 230L35 227L29 232H23L22 237L23 239L28 242V243H36L40 244L42 246L40 258L42 256V253L46 249V245L50 238H52L55 234L56 231L61 229L62 227L64 228V231L67 230L68 232V224L66 223L67 218L69 217V211L67 210V215L62 214ZM42 259V258H41ZM45 264H49L46 260L43 259Z\"/></svg>",
    "mask_w": 264,
    "mask_h": 264
}]
</instances>
